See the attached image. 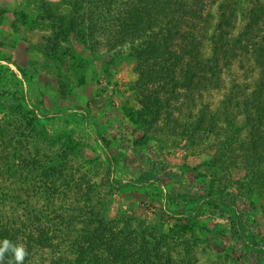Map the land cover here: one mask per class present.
Segmentation results:
<instances>
[{
  "label": "rangeland",
  "instance_id": "obj_1",
  "mask_svg": "<svg viewBox=\"0 0 264 264\" xmlns=\"http://www.w3.org/2000/svg\"><path fill=\"white\" fill-rule=\"evenodd\" d=\"M111 6L117 2L0 0V206L14 212L5 216L57 221L58 208L99 209L105 220L153 228L171 264H245L252 231L264 250L261 198L252 192L254 220L229 196L248 177L203 165L215 153L214 139H145L136 119L154 116L135 94L131 45L118 41ZM48 9L66 19L58 46ZM148 146L160 167L184 176L185 188L150 179L142 158ZM200 181L228 207L209 204L188 185Z\"/></svg>",
  "mask_w": 264,
  "mask_h": 264
},
{
  "label": "trees",
  "instance_id": "obj_2",
  "mask_svg": "<svg viewBox=\"0 0 264 264\" xmlns=\"http://www.w3.org/2000/svg\"><path fill=\"white\" fill-rule=\"evenodd\" d=\"M115 1L117 7L107 10L117 14L118 41L131 45L138 76L135 94L154 116L150 123L140 113L136 119L146 126L145 139H214L209 146L215 153L203 165L248 177L246 183L239 178L229 196L239 197L256 220L251 199L256 192L264 219V0ZM49 10L51 44L58 46L68 27L64 15ZM86 11L81 24L89 16ZM154 156V149L146 147L142 158L150 179L185 188L184 176L160 167ZM188 185L209 204L230 203L210 183ZM82 208H58L53 211L57 221L28 217L19 222L5 216L14 213L12 207L0 206V242L24 246L28 255L23 264H171L153 228L133 220L108 221L99 209ZM251 234L254 243L243 262L264 264V250L255 241L259 235ZM10 255L5 254L3 264Z\"/></svg>",
  "mask_w": 264,
  "mask_h": 264
},
{
  "label": "clouds",
  "instance_id": "obj_3",
  "mask_svg": "<svg viewBox=\"0 0 264 264\" xmlns=\"http://www.w3.org/2000/svg\"><path fill=\"white\" fill-rule=\"evenodd\" d=\"M6 253L11 254L7 264H23L25 257L28 255L24 246L13 244L7 239L0 242V264H3Z\"/></svg>",
  "mask_w": 264,
  "mask_h": 264
}]
</instances>
